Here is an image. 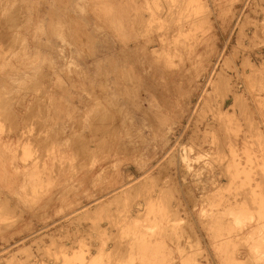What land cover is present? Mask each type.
<instances>
[{"label": "rangeland", "instance_id": "rangeland-1", "mask_svg": "<svg viewBox=\"0 0 264 264\" xmlns=\"http://www.w3.org/2000/svg\"><path fill=\"white\" fill-rule=\"evenodd\" d=\"M263 20L264 0H0V264H264Z\"/></svg>", "mask_w": 264, "mask_h": 264}, {"label": "bare ground", "instance_id": "bare-ground-1", "mask_svg": "<svg viewBox=\"0 0 264 264\" xmlns=\"http://www.w3.org/2000/svg\"><path fill=\"white\" fill-rule=\"evenodd\" d=\"M254 1V0H253ZM255 4V3H254ZM165 5V4H164ZM251 6V5H250ZM261 6H262V4H261ZM17 8V7H16ZM16 8H13V9H15V10H17ZM213 8V7H212ZM252 8V7H251ZM211 9V8H210ZM244 9V8H243ZM242 9V10H243ZM167 10V9H166ZM213 10V9H212ZM255 10V9H254ZM256 11V10H255ZM14 12H16V11H14ZM18 13V12H17ZM16 13V14H17ZM241 13V12H240ZM258 13V12H257ZM15 14V13H14ZM13 15V14H12ZM11 15V16H12ZM245 15H247V14H245ZM19 16V15H18ZM15 16H13V18H14ZM10 18V17H9ZM244 19H248V18H244ZM9 20V19H8ZM264 21V20H263ZM20 22V21H19ZM261 24V23H260ZM6 25V24H5ZM11 25H13V24H11ZM10 25V26H11ZM242 25V24H241ZM240 25V26H241ZM14 26V25H13ZM189 26V25H188ZM208 26V25H207ZM235 26V25H234ZM244 26V25H243ZM247 27V26H246ZM234 30V29H233ZM259 31V30H258ZM2 32V31H1ZM0 32V33H1ZM6 32V31H5ZM247 32V31H246ZM12 33V32H11ZM10 33V34H11ZM256 33H258V32H256ZM241 34V33H240ZM258 34H260V32L258 33ZM2 35V34H1ZM4 36H5V33L3 34ZM2 37V36H1ZM10 37V36H9ZM231 37V36H230ZM11 38V37H10ZM237 39H238V37H236ZM64 39H66V37L64 38ZM8 40V39H7ZM19 40V39H18ZM4 41V40H3ZM172 41V40H171ZM12 42V41H11ZM10 43V42H9ZM11 44V43H10ZM177 44V43H176ZM180 44V43H179ZM18 45V44H17ZM234 46V45H233ZM225 48H226V45H225ZM6 49V48H5ZM254 49V48H253ZM238 50V49H237ZM239 51V50H238ZM244 51V50H243ZM253 51V50H252ZM221 53H223V52H221ZM249 53V52H248ZM236 55V54H235ZM221 56V55H220ZM237 56V55H236ZM228 57V56H227ZM241 58V57H240ZM251 57H249V59H250ZM229 58H227V61H229L228 60ZM248 59V58H247ZM233 60L234 59H232V62H233ZM224 61V60H223ZM236 61V60H235ZM244 61V60H243ZM242 62V61H241ZM249 62V61H248ZM227 63V62H226ZM244 63V62H243ZM261 63V62H260ZM242 65V64H241ZM250 65V64H249ZM225 70V69H224ZM219 71V70H218ZM221 71V70H220ZM243 71V70H242ZM244 72V71H243ZM223 73V72H222ZM227 74V73H226ZM246 75V74H245ZM221 77V76H220ZM223 77V76H222ZM228 78H230V77H228ZM51 80V79H50ZM223 80V79H222ZM36 81H38V80H36ZM209 81V80H208ZM224 81V80H223ZM227 81V80H226ZM35 82V81H34ZM217 82H219V80L217 81ZM222 82V81H221ZM228 82V81H227ZM105 83H106V81H105ZM40 84V83H39ZM214 84V83H213ZM218 84H221V83H218ZM223 85V84H222ZM226 85H227V83H226ZM225 85V86H226ZM233 85V84H232ZM35 86V85H34ZM235 86V85H234ZM245 86H246V84H245ZM224 87V86H223ZM218 88V87H217ZM1 89V88H0ZM32 89V88H31ZM37 89V88H36ZM35 90V89H34ZM212 90H214L213 88H212ZM224 90H226V89H224ZM2 91V90H1ZM223 91V90H222ZM229 91H230V89H229ZM201 92H203V91H201ZM210 92V91H209ZM225 92V91H224ZM2 93V92H1ZM42 93V92H41ZM95 93H96V91H95ZM220 93H221V91H220ZM226 93H228V91L226 92ZM235 93V92H234ZM39 94V93H38ZM6 96V95H5ZM229 96V95H228ZM235 96V95H234ZM209 98V97H208ZM20 99V98H19ZM37 99V98H36ZM39 99V98H38ZM40 100V99H39ZM48 100V99H47ZM225 100V99H224ZM42 101V100H41ZM237 102H238V100H236ZM245 102H246V100H244ZM29 102V101H28ZM36 102V101H35ZM108 102V101H107ZM244 102V103H245ZM48 103V102H47ZM47 103H45V105L47 104ZM239 103V102H238ZM237 103V104H238ZM244 103H242V104H244ZM22 104V103H21ZM241 104V103H240ZM114 105V104H113ZM205 105V104H204ZM239 105V104H238ZM246 105H247V103H246ZM245 105V106H246ZM24 106V105H23ZM44 106V105H43ZM207 106V105H206ZM236 106V105H235ZM13 107V106H12ZM249 107H250V105H249ZM33 108V107H32ZM104 108V107H103ZM197 108V107H196ZM207 108V107H206ZM219 108V107H218ZM47 109V108H46ZM116 109V108H115ZM210 109V108H209ZM12 110H13V108H12ZM100 110V109H99ZM206 110V109H205ZM226 110H228V109H226ZM241 110V109H240ZM239 110V111H240ZM8 111V110H7ZM102 111V110H101ZM103 111H105V110H103ZM114 111V110H113ZM194 111V110H193ZM236 111V110H235ZM15 112V111H14ZM100 112V111H99ZM112 112V111H111ZM202 112V111H201ZM252 112V111H251ZM250 112V113H251ZM45 113V112H44ZM98 113V112H97ZM101 113V112H100ZM253 113V112H252ZM15 114V113H14ZM112 114H113V112H112ZM205 114V113H204ZM81 115H83V114H81ZM93 115H94V113H93ZM101 115V114H100ZM100 115H98V116H100ZM200 115V114H199ZM13 116V115H12ZM34 116V115H33ZM112 116V115H111ZM203 116V115H202ZM254 116V115H253ZM36 117V116H35ZM93 117V116H92ZM26 118V117H25ZM28 118V117H27ZM104 118V117H103ZM120 118V117H119ZM198 118V117H197ZM247 118V117H246ZM81 119V118H80ZM12 120V119H11ZM15 120V119H14ZM17 120V119H16ZM198 120V119H197ZM91 121V120H90ZM100 121H101V119H100ZM103 121V120H102ZM227 122V121H226ZM28 123V122H27ZM97 123V122H96ZM95 123V124H96ZM110 123V122H109ZM198 123V122H197ZM202 123V122H201ZM18 124V123H17ZM93 124V123H92ZM14 125V124H13ZM44 125V124H43ZM98 125V124H97ZM108 125V124H107ZM118 125V124H117ZM245 125V124H244ZM14 126H16V125H14ZM100 126V125H99ZM115 126V125H114ZM126 126V125H125ZM13 127V126H12ZM20 127V126H19ZM108 127V126H107ZM118 127V126H117ZM218 127V126H217ZM82 128V127H81ZM101 128V127H100ZM114 128V127H113ZM116 128V127H115ZM197 128V127H196ZM15 128H13V130H14ZM17 129V128H16ZM42 129V128H41ZM105 129H106V127H105ZM112 129V128H111ZM8 130V129H7ZM115 130V129H114ZM220 130V129H219ZM37 132H38V130H36ZM94 131V130H93ZM197 131V130H196ZM95 132V131H94ZM93 132V133H94ZM102 132V131H101ZM105 132H106V130H105ZM115 132V131H114ZM194 132V131H193ZM200 132V131H199ZM205 132V131H204ZM35 133V132H34ZM90 133V132H89ZM96 133V132H95ZM116 133V132H115ZM62 134V133H61ZM103 134V133H102ZM19 135V134H18ZM22 135V134H21ZM95 135V134H94ZM97 135V134H96ZM240 135V134H239ZM34 136V135H33ZM54 137V136H53ZM206 137V136H205ZM86 138L87 139H89L88 138V136H86ZM108 138V137H107ZM193 138V137H192ZM81 139V138H80ZM113 139H115V138H113ZM182 139V138H181ZM79 140V139H78ZM110 140V139H109ZM223 140V139H222ZM34 141V140H33ZM87 141V140H86ZM106 141H108V140H106ZM114 141V140H113ZM41 142V141H40ZM51 142V141H50ZM222 142V141H221ZM74 143V142H73ZM105 143V142H104ZM103 143V144H104ZM223 143V142H222ZM41 144V143H40ZM50 144V143H49ZM48 144V145H49ZM60 144V143H59ZM79 144V143H78ZM83 144V143H82ZM224 144V143H223ZM39 145V144H38ZM46 145V144H45ZM90 145V144H89ZM107 145V143L106 144H104V146H106ZM126 145V144H125ZM36 146V145H35ZM225 146V145H224ZM48 147V146H47ZM79 147V146H78ZM96 147V146H95ZM46 148V147H45ZM90 148H91V146H90ZM94 148V147H93ZM102 148V147H101ZM113 148V147H112ZM121 148V147H120ZM104 149V148H103ZM109 149H111V148H109ZM74 150V149H73ZM80 150V149H79ZM108 150V149H107ZM173 150V149H172ZM226 150V149H225ZM20 151H22V150H20ZM19 151V152H20ZM91 151H93V150H91ZM104 151V150H103ZM103 151H102V153H103ZM175 151V150H174ZM128 152V151H127ZM80 153V152H79ZM82 153V152H81ZM85 153H86V151H85ZM108 153V152H107ZM20 154H22V153H20ZM213 154V153H212ZM44 155V154H43ZM99 155V154H98ZM101 155V154H100ZM105 155V154H104ZM80 156V155H79ZM103 157V156H102ZM77 158V157H76ZM212 158V157H211ZM244 158V157H243ZM90 158H88V160H89ZM169 159V158H168ZM213 159V158H212ZM79 160H80V158H79ZM176 160V159H175ZM29 161V160H28ZM90 161V160H89ZM97 161V160H96ZM168 161V160H167ZM15 162V161H14ZM34 162V161H33ZM85 162V161H84ZM218 162V161H217ZM87 163V162H86ZM169 163V162H168ZM177 163V162H176ZM178 163H180V162H178ZM79 164V163H78ZM170 164V163H169ZM41 165H42V163H41ZM85 165V164H84ZM177 165V164H176ZM180 165V164H179ZM224 165V164H223ZM222 165V166H223ZM57 167H58V165H56ZM181 166V165H180ZM82 167V166H81ZM162 167V166H161ZM68 168V167H67ZM79 168H80V166H79ZM78 168V169H79ZM225 168H226V165H225ZM90 169V168H89ZM68 170V169H67ZM227 169H225V171H226ZM91 171V170H90ZM180 171H181V169H180ZM189 171V170H188ZM179 172V171H178ZM188 173V172H187ZM226 173V172H225ZM106 174V173H105ZM145 175V174H144ZM104 176V175H103ZM142 176V175H141ZM141 176H139V177H141ZM180 176V175H179ZM229 176V175H228ZM227 177V176H226ZM231 177V176H230ZM261 177H263V176H261ZM149 179H150V177H148ZM162 178H164V177H162ZM161 178V179H162ZM218 178V177H217ZM145 179V178H144ZM264 179V178H263ZM3 180V179H2ZM147 180V179H146ZM227 180H228V178H227ZM133 181V180H132ZM136 181V180H135ZM142 181V180H141ZM196 181V180H195ZM177 182V181H176ZM126 183V182H125ZM186 183V182H185ZM221 183V182H220ZM141 184V183H140ZM145 184V183H144ZM174 184V183H173ZM223 184V183H222ZM130 185V184H129ZM135 185V184H134ZM158 185V184H157ZM225 185V184H224ZM139 186V185H138ZM150 186V185H149ZM159 186V185H158ZM122 187V186H121ZM120 187V188H121ZM162 187V186H161ZM164 187V186H163ZM162 187V188H163ZM223 187V186H222ZM119 188V187H118ZM119 188V189H120ZM143 188V187H142ZM149 188V187H148ZM167 188V187H166ZM169 189H171V188H169ZM168 189V190H169ZM224 189V188H223ZM126 190V189H125ZM145 190V189H144ZM246 190V189H245ZM122 191V190H121ZM162 191V190H161ZM173 191V190H172ZM171 191V192H172ZM242 191V190H241ZM115 192V191H114ZM178 192V191H177ZM222 192V191H221ZM0 193H2V192H0ZM109 193V192H108ZM133 193V192H132ZM160 193V192H159ZM193 193V192H192ZM136 194V193H135ZM134 194V195H135ZM170 194V193H169ZM189 194V193H188ZM243 194V193H242ZM1 195V194H0ZM137 195V194H136ZM160 195V194H159ZM171 195V194H170ZM191 195V194H190ZM16 196V195H15ZM158 196V195H157ZM163 196V195H162ZM226 196H228V195H226ZM6 197V196H5ZM14 197V196H13ZM115 197H116V195H115ZM119 197V196H118ZM135 197V196H134ZM133 197V198H134ZM153 197V196H152ZM7 198V197H6ZM109 198V197H108ZM155 198V197H154ZM184 198V197H183ZM190 198V197H189ZM243 198H245V197H243ZM2 199H4V198H2ZM13 199V198H12ZM112 199V198H111ZM197 199V198H196ZM9 200V199H8ZM105 200H106V198H105ZM119 200H122V198L120 197V199ZM166 200V199H165ZM231 200V199H230ZM246 200H248V199H246ZM2 201V200H1ZM15 201V200H14ZM103 201V200H102ZM113 201V200H112ZM176 201V200H175ZM5 202H6V200H5ZM16 202V201H15ZM118 202V201H117ZM138 202V201H137ZM156 202V201H155ZM215 202H217V201H215ZM3 203V202H2ZM186 203V202H185ZM231 203V202H230ZM252 203V202H251ZM92 204V203H91ZM110 204V203H109ZM180 204H182V203H180ZM228 204V203H227ZM5 205V204H4ZM6 206H7V203H6ZM15 206H17V205H15ZM19 206H20V204H19ZM99 206V205H98ZM111 206V205H110ZM186 206H188V205H186ZM5 207V206H4ZM3 207V208H4ZM7 207H9V206H7ZM12 207V206H11ZM112 207V206H111ZM13 208V207H12ZM12 208H9V209H12ZM26 208H28V207H26ZM80 208H82V207H80ZM85 208V207H84ZM87 208V207H86ZM98 208V207H97ZM102 208V207H101ZM124 208V207H123ZM129 208V207H128ZM187 208V207H186ZM227 208H228V205H227ZM34 209V208H33ZM36 209V208H35ZM229 209V208H228ZM255 209V208H254ZM24 210V209H23ZM76 210V209H75ZM99 210H100V208H99ZM107 210V209H106ZM109 210V209H108ZM112 210V209H111ZM125 210V209H124ZM171 210V209H170ZM187 210V209H186ZM192 210V209H191ZM220 210V209H219ZM226 210V209H225ZM77 211V210H76ZM89 211V210H88ZM233 211V210H232ZM235 211V210H234ZM11 212V211H10ZM37 212V211H36ZM85 212H86V210H85ZM91 212V211H90ZM106 212V211H105ZM126 212V211H125ZM147 212V211H146ZM171 212V211H170ZM180 212V211H179ZM218 212V211H217ZM222 212V211H221ZM224 212V211H223ZM222 212V213H223ZM73 213V212H72ZM95 213H96V211H95ZM128 213V212H127ZM157 213V212H156ZM218 213H220V212H218ZM225 213H227V212H224V214ZM105 214V213H104ZM188 214V213H187ZM70 215V214H69ZM86 215V214H85ZM106 215V214H105ZM193 215V214H192ZM89 216V215H88ZM236 216V215H235ZM239 216V215H238ZM65 217V216H64ZM142 217V216H141ZM177 217V216H176ZM189 217V216H188ZM240 217V216H239ZM242 217V216H241ZM240 217V218H241ZM95 218V217H94ZM122 218H123V216H122ZM182 218V217H181ZM237 218V217H236ZM253 218H254V216H253ZM61 219V218H60ZM59 219V220H60ZM63 219V218H62ZM74 219V218H73ZM130 219V218H129ZM167 219V218H166ZM177 219H180V218H177ZM190 219V218H189ZM225 219H227V218H225ZM224 219V220H225ZM229 219V218H228ZM227 219V220H228ZM243 219V218H242ZM247 219V218H246ZM245 219V220H246ZM83 220V219H82ZM94 220V219H93ZM101 220V219H100ZM209 220V219H208ZM258 220V219H257ZM129 221V220H128ZM178 221V220H177ZM189 221V220H188ZM55 222V221H54ZM58 222V221H57ZM82 221H80V223H81ZM190 222V221H189ZM230 222V221H229ZM236 222V221H235ZM71 223H72V221H71ZM134 223V222H133ZM159 223V222H158ZM212 223V222H211ZM219 223V222H218ZM50 224V223H49ZM187 224V223H186ZM185 224V225H186ZM199 224V223H198ZM210 224V223H209ZM226 223H224V225H225ZM239 224V223H238ZM64 225V224H63ZM215 225V224H214ZM223 225V226H224ZM187 226V225H186ZM62 227V226H61ZM183 227V226H182ZM202 227H204V226H202ZM60 228V227H59ZM64 228V227H63ZM97 228V227H96ZM219 228V227H218ZM95 229V228H94ZM98 229V228H97ZM191 229H192V227H191ZM194 229V228H193ZM233 229V228H232ZM264 229V228H263ZM152 230V229H151ZM166 230V229H165ZM185 230V229H184ZM255 230V229H254ZM38 231V230H37ZM99 231H100V229H99ZM103 231V230H102ZM101 231V232H102ZM183 231V230H182ZM201 231V230H200ZM67 232H68V230H67ZM133 232V231H132ZM162 232V231H161ZM192 232V231H191ZM197 232V231H196ZM239 232V231H238ZM36 233V232H35ZM138 233V232H137ZM172 233V232H171ZM178 233V232H177ZM176 233V234H177ZM181 233V232H180ZM75 234V233H74ZM77 234H78V232H77ZM98 234H99V232H98ZM141 234V233H140ZM143 234V233H142ZM185 234V233H184ZM187 234V233H186ZM193 234V233H192ZM232 234V233H231ZM110 235V234H109ZM144 235V234H143ZM143 235H141V237L143 236ZM157 235V234H156ZM173 235V234H172ZM202 235V234H201ZM64 236V235H63ZM67 236V235H66ZM75 236V235H74ZM86 236V235H85ZM136 236H137V234H136ZM140 236V235H139ZM145 236V235H144ZM152 236V235H151ZM51 237H53V236H51ZM98 237V236H97ZM147 237V236H146ZM196 237V236H195ZM40 238V237H39ZM60 238V237H59ZM92 238V237H91ZM95 238V237H94ZM99 238V237H98ZM145 238V237H144ZM143 237H142V239H144ZM151 238V237H150ZM192 238V237H191ZM136 239H139L138 237H136ZM141 239V240H142ZM160 239V238H159ZM176 239V238H175ZM182 239V238H181ZM40 240V239H39ZM171 240V239H170ZM174 240V239H173ZM251 240V239H250ZM52 241V240H51ZM135 241V240H134ZM257 241V240H256ZM55 242V241H54ZM137 242H138V240H137ZM140 242V241H139ZM145 242V241H144ZM173 242V241H172ZM176 242V241H175ZM180 242V241H179ZM197 242V241H196ZM15 244V243H14ZM115 244V243H114ZM123 244H125V243H123ZM136 244H138V243H136ZM192 244V243H191ZM194 244V243H193ZM197 244V243H196ZM195 244V245H196ZM92 245V244H91ZM130 245H131V243H130ZM133 245V244H132ZM139 245V244H138ZM150 245V244H149ZM185 245V244H184ZM189 244H187V246H188ZM260 245V244H259ZM25 246V245H24ZM33 246V245H32ZM40 246V245H39ZM141 246V245H140ZM144 246V245H143ZM261 246V245H260ZM10 247V246H9ZM26 247V246H25ZM59 247V246H58ZM97 247V246H96ZM133 247V246H132ZM153 247V246H152ZM151 247V248H152ZM156 247V246H155ZM190 247V246H189ZM138 248H140V247H138ZM184 248H187V247H184ZM4 249V248H3ZM45 249V248H44ZM148 249V248H147ZM192 249V248H191ZM47 250V249H46ZM139 250V249H138ZM197 250V249H196ZM202 250V249H201ZM200 250V251H201ZM219 250V249H218ZM241 250V249H240ZM2 251V250H1ZM16 251V250H15ZM27 251V250H26ZM251 251V250H250ZM250 251H248V252H250ZM28 252H29V250H28ZM47 252V251H46ZM81 252V251H80ZM98 252H99V250H98ZM187 252V251H186ZM189 252V251H188ZM191 252H193V251H191ZM190 252V253H191ZM241 252V251H240ZM11 253V252H10ZM30 253H32V252H30ZM133 253V252H132ZM196 253H197V251H196ZM247 253V252H246ZM15 254V253H14ZM17 254V253H16ZM47 254V253H46ZM202 254V253H201ZM11 255V254H10ZM13 255V254H12ZM28 255V254H27ZM136 255V254H135ZM253 255V254H252ZM31 256V255H30ZM43 256V255H42ZM129 256V255H128ZM162 256H163V254H162ZM166 256V255H165ZM164 256V257H165ZM197 256V255H196ZM195 256V257H196ZM250 256V255H249ZM255 256V255H254ZM9 257V256H8ZM13 257H15V256H13ZM21 257V256H20ZM163 257V258H164ZM166 258V257H165ZM192 258V257H191ZM30 259V258H29ZM189 259V258H188ZM214 259V258H213ZM22 260V259H21ZM43 260V259H42ZM49 260V259H48ZM189 260H192V259H189ZM196 260V259H195ZM215 260V259H214ZM213 260V261H214ZM253 260V259H252ZM14 261V260H13ZM23 261H25V260H23ZM28 261H30V260H28ZM129 261V260H128ZM188 261V260H187ZM45 262V261H44ZM189 263H190V261H188ZM186 263V262H185ZM13 264V263H12ZM58 264V263H57ZM195 264H196V262H195ZM199 264H200V262H199Z\"/></svg>", "mask_w": 264, "mask_h": 264}]
</instances>
